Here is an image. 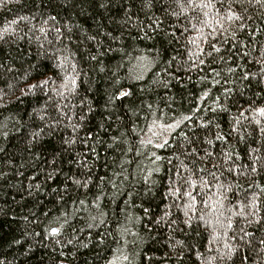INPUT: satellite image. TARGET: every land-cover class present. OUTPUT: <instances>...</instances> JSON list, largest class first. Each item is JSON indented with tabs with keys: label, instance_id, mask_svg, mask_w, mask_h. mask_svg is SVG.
<instances>
[{
	"label": "trees",
	"instance_id": "trees-1",
	"mask_svg": "<svg viewBox=\"0 0 264 264\" xmlns=\"http://www.w3.org/2000/svg\"><path fill=\"white\" fill-rule=\"evenodd\" d=\"M217 10L222 28L216 23ZM174 11L179 12L174 0H151V7L145 6V0H108L107 8H100L99 0H0V104L7 105L0 107L3 264H108L121 253L129 261L117 259V264H184L169 245L181 239L195 244L200 237L168 227L170 220L182 218L181 208L172 205L173 197L168 195L169 169L179 163L176 157L185 160L182 152L189 147L185 133L192 136L195 129L197 145L205 135L212 138L197 125L211 119L219 125L213 132L226 134L239 115L235 101L247 108L245 101L252 98L264 106L260 90L264 85L249 86L240 78L245 69L259 70L255 58L264 51V9L249 8L246 15L251 19L244 21L243 30L239 21L224 19L227 7L219 3L208 10L207 18L199 10L178 17L172 15ZM205 19L211 26L203 23ZM213 44L219 53L212 51ZM229 67L235 72L229 73ZM48 78L54 83L21 95L28 92V85ZM62 84L74 91L61 88ZM123 91L131 96L114 99ZM253 92L260 95L253 97ZM185 115L192 121L164 136L169 140L166 148L141 146L149 138L159 142L157 125ZM245 116L250 118L251 113ZM77 123L80 127L74 131L72 125ZM239 127L246 135L255 125L245 119ZM89 133L92 139L84 143ZM113 136L126 143L109 148ZM73 139L74 144L65 143ZM229 141L241 157L250 147H258L247 136L237 143L233 134ZM216 144L218 152L223 145ZM128 147L133 150L126 151ZM152 152L166 159L153 162ZM77 153L88 157L91 168L93 185L87 192L74 191L69 180L80 171ZM53 168L49 179L47 173ZM97 177L105 180L99 201L106 213L103 224L91 220L97 215L91 205L77 212L80 206L72 204L92 200L100 192L95 187ZM109 178L115 188L107 183ZM256 181L264 186V176H256ZM238 183L242 187L234 195L229 193L226 207L239 209L245 197L250 198L252 189L244 180ZM215 191L213 187L203 194L214 200ZM144 208L149 209L147 216ZM66 211L73 214L71 228L63 223ZM169 211L170 217L152 226L148 217L160 219ZM260 215L264 216V209ZM54 228L60 229L59 235L53 234ZM248 230L256 237L264 235V221ZM99 233H104V244L98 243ZM58 239L60 244L55 243ZM69 239L72 244H67ZM165 255L171 258L165 260Z\"/></svg>",
	"mask_w": 264,
	"mask_h": 264
},
{
	"label": "snow or ice",
	"instance_id": "snow-or-ice-1",
	"mask_svg": "<svg viewBox=\"0 0 264 264\" xmlns=\"http://www.w3.org/2000/svg\"><path fill=\"white\" fill-rule=\"evenodd\" d=\"M174 3L179 8V12H172V15L179 16L182 13H186L187 10L196 12L199 10L205 18L209 17V9H216L217 3L220 4L221 8L227 7V13L224 19L228 21H239V28L243 30L244 21L246 19H251V16L246 15L249 8L259 7L264 9V0H174ZM145 6L151 7V0H145ZM100 8L108 7V0H99ZM217 24H221L219 19V10L215 13ZM53 19H55L53 17ZM204 24L211 26L209 21L205 19ZM223 25L221 24V28ZM57 32L61 31L56 29ZM68 31H71L69 28ZM215 33L216 29H212ZM94 39V37H93ZM212 51L219 53L220 49L211 45ZM212 53L209 52L208 55ZM245 57L250 56V53L244 52ZM96 59V57H92ZM223 59V57H221ZM201 64L204 63L203 60L200 61ZM255 63L259 65V70L252 72L249 69L241 71L240 78L244 81H248L249 86L255 82L256 87L260 88L261 85H264V51L259 55V58H255ZM75 69V65H72ZM239 67V65H238ZM229 73H234L235 69L229 67L227 69ZM219 76V73H216ZM68 79V77H65ZM54 83L51 78L46 80H40L35 83L28 85V92H21V95H27L29 93L35 94V90L48 87L50 84ZM71 84H75V77H72L70 80ZM214 83H219V81H214ZM61 88H64L68 91H74V89H69L68 84H62ZM261 92H264V88L260 89ZM59 95L63 96L62 92L56 90ZM260 93L253 92L252 96H258ZM131 96V92L123 91L117 94L114 99L123 100L124 97ZM207 96V93H205ZM19 99V97H18ZM110 98V102H111ZM3 100V97L0 96V101ZM216 100H219V97H216ZM237 105V110L239 115L234 118V125L229 129L228 133L223 134L220 131L213 132V127L219 128V125H213V121L208 119L203 123L197 125L201 129H205L208 133H211L212 138H208L207 135L200 138V144H196V140L193 138L196 136L195 129H192V136H189L185 133V140L187 141L189 147L184 149L182 155L187 160H180L179 157L176 159L179 161L177 165H173L169 169V183H168V195L173 197L172 205L177 208H181V216H177L176 219H172L168 222V227L172 229L173 232L179 230L181 233H184L185 236L195 233L196 236L200 239L194 244L186 240H175L174 244H170L169 247L175 253L176 259L179 261H184V264H261V261H264V235L259 237L255 236L253 231H249L248 228L253 224L261 225V222L264 221V216L260 215L262 209H264V186L260 185L256 181V176H264V153L261 149H264V106L257 104L256 101L252 98H249L245 101L248 105L247 108H244L240 104L239 100L234 102ZM264 104V101H262ZM6 104H0V107H6ZM243 109V110H240ZM226 110V109H221ZM89 111L91 109L89 108ZM199 111V109H197ZM245 112L251 113V117H246ZM83 115L79 117L80 120H83ZM43 119V117H41ZM248 120V124H254L255 127L251 132L241 134V121ZM185 121L191 122L192 117L185 115L179 120L174 121L173 123L159 124L157 127L160 128V138L159 142L153 143L151 138L146 141H141V146L152 145L155 148L163 149L169 145V140L165 139L164 136L171 130L179 128L181 124ZM73 130L76 131L79 129V123L72 125ZM255 133V136H253ZM235 134L236 142L240 143L246 140V136L252 138V143L258 145V147H250V150L244 152L243 157H241L238 151H235L230 144L229 137H232ZM155 135V133H154ZM92 139V134L89 133L84 143H87L88 140ZM112 143L108 144L109 148L115 147L117 144L123 145L126 143L123 137L117 138L113 136ZM76 141L67 140L66 144L69 146L74 144ZM220 142L223 146L220 147L219 151H215L217 144ZM204 145H207L205 147ZM131 147H128L126 151H132ZM91 151L95 153V148H92ZM121 151H125L124 148H121ZM137 155H142L143 153L139 150ZM81 157L79 161L80 171L78 174L70 176L69 180L74 191H79L81 189L87 190L90 186L93 185V176L91 168L88 164V157L83 156L82 154L77 153ZM152 157L154 161H160L166 159L160 155H157L155 152H152ZM247 159V162H240ZM55 158L52 160V164H55ZM131 163V161H127ZM168 163L171 164V159L168 160ZM123 168V165H121ZM56 169L53 168L52 171L47 173L49 179L52 178V173ZM117 174L114 172L113 177ZM223 177V179H221ZM244 180L248 184L249 189H252L250 198L245 197V201L241 204L239 209L235 207H226V202L229 198V193L235 194V189L242 187L238 181ZM235 182V183H234ZM105 183L104 177H97L95 187L100 189V192L96 193L92 200L86 202L85 199L73 200L72 204L79 205L77 212L81 208H86L88 205H91L97 210V215L91 216V220L95 224L97 221L99 224L105 222L104 217L106 213L100 208L99 201L101 199V193L103 191L102 185ZM107 183L111 184L112 187H116L113 178H109ZM39 187V185H37ZM215 187L216 191L213 194L215 199L212 197L203 194L205 190L211 191ZM64 191L67 193L68 188L66 187ZM197 197H200L199 202ZM63 199V197H61ZM179 201L180 203H177ZM209 201H212L211 203ZM198 203L202 207L198 208ZM170 205L169 207H171ZM182 205V207H181ZM208 209V212H204L203 209ZM144 213L148 214L149 209L144 208ZM72 213L65 212L63 216V223L72 227L70 222V216ZM172 213L165 212L164 217L160 219L153 220L151 217H148L153 227L158 226L161 223V220H164L165 217H170ZM59 219V218H57ZM243 221V224L240 223ZM175 225V227H173ZM181 225L183 227H181ZM201 225L203 228L201 230ZM92 225H90L91 227ZM147 227V226H146ZM75 231V229H73ZM125 231H128L125 229ZM53 234L59 235L60 229H52ZM99 244H104V233H99ZM133 235H136L133 233ZM75 239V237H74ZM91 239V234L89 235ZM255 239L256 243H253ZM56 244H60L61 241L58 239L55 241ZM72 239L67 241V244H72ZM86 246V245H85ZM203 249V251L201 250ZM119 251V249H118ZM255 252L256 256H252L251 253ZM60 255H63L61 252ZM169 255H165L164 259H170ZM117 259H122L123 261H129V256L121 253L120 257H117L114 260L108 261V264H117ZM151 259V258H147ZM0 264H3V261L0 260ZM62 264V262H60Z\"/></svg>",
	"mask_w": 264,
	"mask_h": 264
}]
</instances>
